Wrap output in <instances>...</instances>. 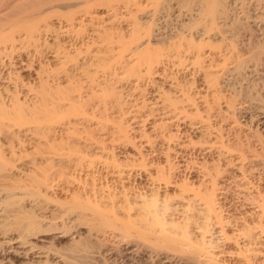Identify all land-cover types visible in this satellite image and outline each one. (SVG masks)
<instances>
[{
	"label": "rangeland",
	"instance_id": "obj_1",
	"mask_svg": "<svg viewBox=\"0 0 264 264\" xmlns=\"http://www.w3.org/2000/svg\"><path fill=\"white\" fill-rule=\"evenodd\" d=\"M1 36L5 43H1ZM0 38V50L5 45L6 54L3 65L6 68H0V95L8 90L20 100L27 82L33 91L39 89L37 75L44 80L48 76L46 89L60 85L61 92L68 93L86 71L112 66L117 57L122 62L119 68L115 67V81L108 82L101 90L119 104L106 109L101 130L93 125L63 132L45 128L40 132L43 138L35 139L27 134L21 136L25 139L21 145L14 140L15 155L10 158L14 165L8 163L4 169L0 168V263L199 264L202 257L203 263L206 260L204 250L199 255L194 250L202 240L201 234L211 242L209 252L221 264L243 262L236 253L244 246L252 248L256 252L252 258L260 260L264 253V0H0ZM148 43L150 48L172 51L167 60L170 63L164 61L159 67L160 74L173 80L171 84L166 77L164 83L160 82L162 75L156 73L158 70L148 75L141 66L134 67L127 49H134L135 45L145 47ZM185 50L190 52L187 54ZM175 53L180 54L174 57ZM177 57H181L179 62ZM6 72H10V80L21 79L14 80L16 88L12 82L11 85L4 81ZM66 73L68 78L60 77ZM56 75L60 78L56 79ZM152 78L157 86L150 82ZM203 78L206 84L210 82L208 90L201 85ZM151 84L172 97L191 96L193 101L188 97L187 100L194 105L186 110V115L192 111L193 114L176 123L177 126H169L161 122L164 118L148 113ZM174 84H179L181 92ZM132 116L140 117L141 121L137 118L132 121ZM150 122L153 126L160 122L158 125L164 128L158 125L152 128ZM73 130L77 135L91 130L93 139L97 138L87 146L80 140L77 142L76 134L72 137ZM166 134L172 135L169 144ZM162 135L164 139L160 138ZM67 138L72 139L70 142L75 147L67 145L71 143L66 140L62 142ZM59 142L65 145L59 146ZM33 148L37 150L31 151ZM26 151L33 158L27 157L26 162L23 156L21 162L18 158ZM30 161L37 167L29 164ZM10 199L35 216L33 227L37 228L25 239L16 229L3 224L12 217L3 215L4 202ZM152 199L155 205L151 206ZM206 199L213 201L210 214L205 210ZM188 213L193 215L192 221L186 219ZM169 220L176 221L173 225L178 230L169 229L172 225ZM177 225L185 227L188 236ZM136 227L142 228L141 231ZM258 227L262 228L261 232ZM179 230L184 232V240ZM163 235L167 239H162ZM177 235L179 240L175 241ZM227 236L229 240L225 241ZM148 239L152 242H147ZM252 239L256 242L249 245ZM189 241L197 243L193 246ZM69 246L74 249L70 250ZM226 251L230 255L226 256Z\"/></svg>",
	"mask_w": 264,
	"mask_h": 264
},
{
	"label": "bare ground",
	"instance_id": "obj_2",
	"mask_svg": "<svg viewBox=\"0 0 264 264\" xmlns=\"http://www.w3.org/2000/svg\"><path fill=\"white\" fill-rule=\"evenodd\" d=\"M138 31V30H137ZM138 34V33H137ZM136 34V35H137ZM135 35V36H136ZM108 36V35H107ZM106 36V37H107ZM139 36V35H138ZM137 36V37H138ZM4 37V36H3ZM109 37V36H108ZM107 37V38H108ZM140 37V36H139ZM1 38H2V36H1ZM0 38V39H1ZM106 38V39H107ZM132 38V37H131ZM136 38V37H135ZM3 39V38H2ZM1 39V40H2ZM109 39V38H108ZM137 39H140V38H137ZM4 40V39H3ZM1 41V43L3 42V43H5V40L4 41ZM8 40V39H7ZM102 40H105V39H102ZM113 40V39H112ZM112 40H110L111 42H112ZM133 40V39H132ZM131 40V41H132ZM108 41V40H107ZM134 41V40H133ZM137 41V40H136ZM105 42V41H104ZM109 42V41H108ZM125 42V41H124ZM129 42V41H128ZM113 43V42H112ZM122 43V42H121ZM131 43V45H132V43L133 42H130ZM108 44V43H107ZM123 44V43H122ZM122 44H120V45H122ZM125 44H126V42H125ZM128 44V43H127ZM138 44V43H137ZM124 45V44H123ZM128 45H130V44H128ZM139 45V44H138ZM193 45V44H192ZM145 47H140V46H136L135 45V47H134V49H131V48H129V46L127 47V48H129V49H127L128 51H129V55L131 56V58L133 57V65H134V67L136 66V67H140L141 66V69H143V71H144V74L146 73V74H148V75H152L154 72H156L157 70V72L156 73H159V67H160V65H161V63L163 62V64L165 63L164 61H166V63H170V62H167V60H169V58H170V55H169V53H171L172 51H168L167 52V50L166 51H162L163 49H165V48H161V49H157V48H155V47H151L150 48V45H149V43H148V45L146 46V44L144 45ZM149 46V47H148ZM179 45H177L176 47H178ZM188 46V45H187ZM189 46H190V44H189ZM4 47V49H5V45L3 46ZM124 47V46H123ZM122 47V48H123ZM181 47V46H180ZM183 48V47H182ZM189 48V47H188ZM2 49V48H1ZM4 49H2V50H0V68H1V66H3L5 63H4V58L6 57V54H5V52H4ZM125 49V48H124ZM170 49V48H169ZM173 49H174V47H173ZM172 49V50H173ZM176 49V48H175ZM186 49V48H185ZM191 49H193L192 47H191ZM190 49V50H191ZM121 50V49H120ZM123 50V49H122ZM180 50H182V49H180ZM124 51V50H123ZM176 51V50H175ZM187 50H185V52H186ZM120 52V51H119ZM126 52V51H125ZM178 52V51H177ZM180 52V51H179ZM190 52V51H189ZM188 51H187V54L189 53ZM128 53V52H127ZM184 53V52H183ZM119 54V53H118ZM180 53H178V55H179ZM121 55H122V53H121ZM121 55H118V56H121ZM172 55L173 54H171V57H172ZM176 53H175V55H174V57H176V56H178ZM183 55V54H182ZM182 57V56H181ZM181 57L179 58V57H177L178 59V62H179V59H181ZM117 58H119L120 59V57H117ZM127 58V57H126ZM119 59H115L114 60V63L112 64V66L111 65H109V66H104L103 68H101V69H98V70H96L95 69V71H86L85 72V74H83L82 76H80L79 77V75H78V77H79V80L78 79H76V80H78L76 83L78 84L76 87H72V89H71V91L73 92V93H71V91H68L67 90V92L68 93H66V91H65V93H63V92H61V89L60 88H62V87H59V86H56V88H54L55 86L53 85H49L50 86V88L51 89H46L45 88V82L48 80V76L46 77V76H44L43 78H45V80L44 79H41V77L40 76H38L37 75V80H38V78H39V83H40V87H39V89L37 90V91H33V90H35V89H32V88H30V84H28V82H27V88H25V93H23L24 94V97L20 100L18 97H17V95H13L12 94V91L11 92H8V90H7V87H6V90L7 91H5V93H4V95H0V168H2L3 167V169H4V167H5V165H8V163H10V158H11V156H14L15 155V146H16V144H18V145H21V144H23L22 142L24 141L25 142V139L23 138L22 139V137H27L26 135L28 134V135H31V137H33V138H37V139H40V137H42V134H40V132H41V129H48V130H53V131H60V132H63V131H68L69 129H75L76 127H82L83 129L84 128H87V126H89V125H93L94 126V128H96V129H100V128H102L105 124V120H104V118H105V111H106V109L107 108H112V106L114 105V108H115V106L117 105H119V104H117V103H114L115 102V99L113 100V97H107L108 95H105L104 94V92H102L101 90H102V88L104 87V85L105 84H107L108 82H112V81H115V79H116V73H115V67L117 68H119L120 67V63H122L121 61L119 62ZM172 59V58H171ZM14 60V59H13ZM121 60V59H120ZM11 62V61H10ZM20 62H21V60H20ZM132 62V61H131ZM177 62V61H176ZM16 63V62H15ZM26 63V62H25ZM134 63H136V64H134ZM23 64V63H22ZM172 64V63H171ZM174 64V63H173ZM176 64H178V63H176ZM20 65V64H19ZM132 65V64H131ZM138 65V66H137ZM5 66H7V65H5ZM9 66L11 67V64H9ZM13 66H14V63H13ZM22 66V65H21ZM167 66V65H166ZM177 66V65H176ZM4 67V66H3ZM25 67V66H24ZM132 67V66H131ZM134 67L132 68L133 70H135L134 69ZM135 67V68H136ZM4 68H6V67H4ZM13 68V67H12ZM12 68H11V70H12ZM161 68V67H160ZM163 68V67H162ZM2 69V68H1ZM131 69V70H132ZM140 69V68H139ZM164 69V68H163ZM18 70V69H17ZM132 70V71H133ZM7 71V70H6ZM137 71V70H136ZM140 71H142V70H140ZM8 72V71H7ZM6 72V73H7ZM12 72V71H11ZM16 72V71H15ZM17 72H19V71H17ZM2 73V72H1ZM4 73H5V71H4ZM4 73H3V77H5L3 80L4 81H6L7 83H13L14 84V87L15 86H17V85H15V83H17L19 80H21V79H19L18 81H17V78H14V80H16L15 82H14V80L12 79V80H10L11 78H12V76L10 77L8 74L10 73H7L6 75L7 76H4ZM13 73V72H12ZM39 73V72H38ZM37 73V74H38ZM131 73V72H130ZM139 73V72H138ZM166 73V72H165ZM36 74V73H35ZM49 74V73H48ZM129 74V73H128ZM134 74H137V73H135L134 72ZM133 74V76H135ZM140 74V73H139ZM138 74V75H139ZM160 74V73H159ZM159 74L157 75V76H159ZM162 74H164V73H162ZM162 74H160V75H162ZM167 74V73H166ZM13 75V74H12ZM44 75H46V74H44ZM137 75V76H138ZM147 75V76H148ZM2 76V75H1ZM1 76H0V78H1ZM15 77H16V75H14ZM57 76V78L56 79H59L60 77L61 78H64V77H67V76H69V74H64V76H63V74H62V76H60V77H58V75H56ZM136 76V77H137ZM140 76H142L141 74H140ZM155 76V75H154ZM205 76V75H204ZM18 77V76H17ZM22 77V76H21ZM50 77V76H49ZM71 77V76H70ZM139 77V76H138ZM151 77V76H150ZM161 77V76H160ZM163 77H166L167 78V76L165 75V76H163L162 75V77L160 78V79H162V81H160V82H163L164 83V78ZM171 77V76H170ZM20 78V77H19ZM68 78V77H67ZM66 78V79H67ZM165 78V79H166ZM2 79V78H1ZM69 79H71V78H69ZM148 79V78H147ZM168 79V78H167ZM171 79V78H170ZM175 79V78H174ZM44 80V81H43ZM68 80V79H67ZM129 80V79H128ZM127 80V82H130V80L128 81ZM137 80V79H136ZM150 80V82L152 83V84H155L156 83V80L155 79H149ZM169 80V79H168ZM172 80V79H171ZM171 80H169V82L171 81ZM1 81V80H0ZM3 81V82H4ZM35 81V80H34ZM158 81V80H157ZM173 81V80H172ZM206 79H205V82H204V78H203V83L201 84L202 86H204V87H206V89L209 87L208 85H209V80H208V82H207V84H206ZM50 82V81H49ZM48 81H47V85H48V83H49ZM52 82V81H51ZM63 82H64V80H63ZM68 82H71V80L70 81H68ZM74 82V81H73ZM178 82V81H177ZM2 83V82H1ZM12 83H11V85H12ZM135 83V82H134ZM174 83V82H173ZM173 83H172V85H173ZM175 83H176V81H175ZM19 84V83H18ZM128 84V83H127ZM152 84H151V90H148V91H150L149 93L151 94V100H149V99H147V100H149V102H151L150 103V105H148L147 104V106H148V113L149 112H151L152 114L153 113H155V114H157V115H159V119H161V118H164V119H162V120H164V121H162L161 120V122H163V123H165V125H168L169 124V126L170 125H175L176 123H178L179 121H183L184 120V118L186 117V116H188V115H191V114H193V111H192V113L191 114H189V113H187L188 115H186V110L188 109V108H190V109H192V106L194 105V103L193 102H189L188 100H187V97H188V94H187V97H186V99L184 98V96H183V98L185 99H182V97L181 98H178V97H172V96H169V95H166L165 94V91H163V90H161L162 92H160V90L155 86H152ZM157 84H158V82H157ZM167 84H169V83H167ZM167 84H166V86H167ZM170 84H171V82H170ZM10 85V84H9ZM20 85V84H19ZM26 85V84H25ZM29 85V86H28ZM55 85H57V84H55ZM120 85V84H119ZM150 85V84H149ZM179 84H177V86L174 84V86H175V89H178V92H181V88L178 86ZM212 85V84H211ZM211 85H210V87H211ZM23 86V85H22ZM38 86H39V84H38ZM160 86V85H159ZM169 86V85H168ZM171 86V85H170ZM181 86V85H180ZM202 86H200V87H202ZM2 87V86H1ZM20 87V86H19ZM29 87V88H28ZM47 87V86H46ZM145 87V86H144ZM161 87V86H160ZM178 87V88H177ZM13 88V87H12ZM16 88V87H15ZM14 88V89H15ZM49 88V87H48ZM162 88V87H161ZM160 88V89H161ZM172 88L174 89V87L172 86ZM213 88V87H212ZM20 89V88H19ZM163 89V88H162ZM173 89H171V90H173ZM174 89V90H175ZM203 90H204V88H202ZM206 89H205V91H206ZM5 90V89H4ZM170 90V91H171ZM180 90V91H179ZM208 90V89H207ZM212 90V89H211ZM3 91V90H2ZM18 91V90H17ZM32 91V92H31ZM62 91H63V89H62ZM201 91V90H200ZM1 92V91H0ZM19 92V91H18ZM70 92V93H69ZM185 92V95H186V91H184ZM184 92H182V93H184ZM199 92V91H198ZM15 93H17L16 91H15ZM20 93V92H19ZM167 93V92H166ZM196 93V92H195ZM18 94V93H17ZM169 94V93H168ZM200 94V93H199ZM204 94V93H203ZM172 95V94H171ZM192 95V94H191ZM202 95V94H201ZM205 95V94H204ZM203 95V96H204ZM29 96V97H28ZM149 96V95H148ZM194 96H195V94H194ZM198 96V95H197ZM115 98V97H114ZM190 100H192L191 99V96L190 97H188ZM199 98H200V96H199ZM205 98V97H204ZM198 99V98H197ZM201 99V98H200ZM146 100V101H147ZM201 100H204V99H201ZM193 101V100H192ZM116 102H117V100H116ZM206 103V102H205ZM204 103V104H205ZM146 105V104H145ZM145 105H142V107L143 106H145ZM207 105V104H206ZM149 108H150V110H149ZM195 110H196V108H194ZM109 110V109H108ZM110 111V110H109ZM196 112H197V110L194 112L195 114H196ZM136 115V114H135ZM197 115H198V113H197ZM137 116V115H136ZM161 116V117H160ZM194 116H196V115H194ZM193 116V117H194ZM133 117H134V119H133ZM145 117H146V115H145ZM191 117V116H190ZM192 117V118H193ZM132 119V121H134L135 120V118H137V117H135V116H132L131 117ZM191 118V119H192ZM137 119H139L140 120V117H138ZM146 119V118H145ZM188 119V118H187ZM130 120V119H129ZM130 120V121H131ZM186 120V119H185ZM141 121V120H140ZM140 121H137V123L139 122L140 123ZM143 121H144V118H143ZM261 121V120H260ZM264 122V121H263ZM133 123V122H132ZM150 123H152V122H150ZM199 123V122H198ZM155 124V123H154ZM158 124H160V122L159 123H157V125ZM186 124H188V123H186ZM190 124V123H189ZM192 124V123H191ZM190 124V125H191ZM197 124V123H196ZM132 126H134L133 124H131ZM156 124L154 125V126H157ZM161 125V124H160ZM180 125V124H179ZM178 125V126H179ZM138 126V125H137ZM137 126H136V128H137ZM153 126V123H152V128L154 127ZM175 126H177V125H175ZM181 126V125H180ZM189 126V125H188ZM192 126V125H191ZM190 126V127H191ZM194 126V125H193ZM197 126V125H196ZM158 127L159 128H162L161 126H159L158 125ZM198 127V126H197ZM132 128H134V127H132ZM164 128V127H163ZM166 128V127H165ZM170 128V127H169ZM168 129V128H167ZM185 129V128H184ZM194 129V128H193ZM101 130V129H100ZM122 130V129H121ZM124 130V129H123ZM122 130V131H123ZM164 130V129H163ZM182 130V129H181ZM196 130V129H195ZM198 130V129H197ZM83 131V130H82ZM119 131H120V129H119ZM122 131H120V132H122ZM167 131V130H166ZM172 131V130H171ZM71 132V131H70ZM73 133H72V137L73 136H76L77 135V133L75 132L74 133V130L72 131ZM176 132V131H175ZM78 133H80V132H78ZM123 133H125V131L123 132ZM122 133V134H123ZM159 133V132H158ZM167 133V132H166ZM172 133H173V131H172ZM171 133V134H172ZM73 134H76V135H73ZM93 133H91V130H87V131H84V135H82V133H81V135H77L76 137H78V139L77 138H74V141L73 142H76L77 140V142L78 143H82L83 142V144L85 143V144H87V146L88 145H90V144H92L95 140H96V138H94L93 139V135H92ZM163 134H165L164 132H163ZM180 134H181V132H180ZM123 135H125V134H123ZM160 135V134H159ZM174 135V134H173ZM179 135V134H178ZM22 136V137H21ZM126 136V135H125ZM140 136H142V135H140ZM168 135L166 134V137H167ZM182 136V135H181ZM29 137V136H28ZM30 137V138H31ZM66 137H67V135H66ZM65 137V138H66ZM71 137V138H72ZM127 137V136H126ZM145 137H147V135L145 136ZM162 137H164L163 135L160 137V138H162ZM171 137H172V135H171ZM171 137L170 136H168V138H166L167 139V143L169 144V142H170V140H171ZM174 137H177V136H174ZM43 138V137H42ZM41 138V139H42ZM179 138V137H178ZM17 140V142H16V140ZM68 139V140H67ZM67 139H64V140H62V142H65V140L66 141H68V142H70V140H72V139H69V138H67ZM75 139H77L76 141H75ZM147 139H149V137L147 138ZM162 139H164V138H162ZM173 139V138H172ZM177 139V138H176ZM180 139V138H179ZM14 140H15V142H16V144L14 143ZM79 140H80V142H79ZM125 140H127V139H125ZM160 140V139H159ZM181 140H183V139H180V141ZM188 140V139H187ZM33 141V140H32ZM36 141V140H35ZM35 141H33V142H35ZM98 141V140H97ZM175 141V140H174ZM173 141V142H174ZM191 141V140H190ZM28 141H26V143H27ZM37 142H38V140H37ZM145 142H146V140H145ZM149 142H150V140H149ZM154 142V141H153ZM36 143V142H35ZM55 143V142H54ZM60 143L61 142H59V146H62V145H60ZM66 143V142H65ZM65 143L63 144V143H61V144H63V145H65ZM71 143V142H70ZM96 143H98V142H96ZM96 143H94V144H96ZM160 143V142H159ZM178 143V142H177ZM182 143V142H181ZM187 143H191V142H187ZM193 143H195V141L194 142H192V144ZM213 143V142H212ZM25 144V143H24ZM74 144V143H73ZM154 144V143H153ZM163 144V143H162ZM174 144H176V143H174ZM178 144H180V143H178ZM191 144V145H192ZM198 144V143H197ZM55 145H57L56 143H55ZM67 145H71V147L73 146V147H75V145H72V143L71 144H67ZM97 145V144H96ZM173 145V144H172ZM187 145H189V144H187ZM187 145H183V146H187ZM194 146H195V144H193ZM207 145H209V144H207ZM213 145H214V143H213ZM216 145V144H215ZM214 145V146H215ZM24 146V145H23ZM23 146H21V147H23ZM78 146V145H77ZM85 146V145H84ZM167 146V145H166ZM174 146V145H173ZM177 146V145H176ZM175 146V147H176ZM181 146H182V144H181ZM181 146H179V147H181ZM20 147V146H19ZM25 147V146H24ZM65 147V146H64ZM174 147V148H175ZM191 147V146H190ZM207 147V146H206ZM218 147V146H217ZM60 149H61V147H59ZM67 148H68V146H67ZM167 148H169V145L167 146ZM172 148V147H171ZM176 148H178V147H176ZM194 148V147H193ZM208 149L209 148H211V146L209 145V147H207ZM18 149V148H17ZM23 149V148H22ZM34 149H36V148H33V149H31V151L32 150H34ZM60 149H59V151H60ZM64 149H66V148H64ZM70 149V148H69ZM73 149V148H72ZM71 149V150H72ZM74 149H76V148H74ZM73 149V150H74ZM179 149V148H178ZM204 149H206V148H204ZM20 149H18V151H19ZM24 150V149H23ZM27 150V149H26ZM37 150V149H36ZM77 150V149H76ZM201 150V149H200ZM203 150V149H202ZM210 150V149H209ZM28 151V150H27ZM27 151L25 152L26 154L24 155L23 154V152H22V154L19 156V158L18 159H23L24 157L23 156H26L24 159H25V161H26V158L28 157H31V158H33L32 156H30V155H27V154H30V153H27ZM30 151V150H29ZM30 151V152H31ZM54 151V150H53ZM57 151V150H56ZM175 151V150H174ZM179 151V150H178ZM20 152H21V150H20ZM58 152V151H57ZM63 152V151H62ZM65 152H66V150H65ZM172 152V151H171ZM176 153H177V150L175 151ZM55 153V152H54ZM60 153V152H59ZM67 153V152H66ZM73 153V152H72ZM165 153H168V152H166L165 151ZM173 153V152H172ZM35 154V153H34ZM64 154V153H63ZM69 154V153H68ZM67 154V155H68ZM71 154V153H70ZM179 154V153H178ZM58 155V154H57ZM60 155V154H59ZM65 155V154H64ZM69 156V155H68ZM168 156V155H167ZM166 156V157H167ZM174 156V155H173ZM170 157V156H169ZM168 158V157H167ZM171 158V157H170ZM14 159V158H13ZM22 159H21V162H22ZM30 159V158H29ZM15 160L16 159H14V162H15ZM28 160V159H27ZM20 161V160H19ZM19 161H17V162H19ZM33 161V160H32ZM34 161H35V159H34ZM13 162V161H12ZM11 162V163H12ZM27 162V161H26ZM11 163L9 164V165H11ZM32 164L33 162H29V164ZM23 164H24V161H23ZM22 164V165H23ZM14 164H12L11 166H13ZM35 165V163H33V167L34 168H36L37 166H34ZM10 166V167H11ZM19 166V165H18ZM16 168H18L17 166H15ZM21 169H24V168H21ZM2 170V169H1ZM0 170V171H1ZM29 172H32V170L30 171L29 170ZM35 173V172H34ZM31 175H33L32 173H31ZM0 176H2V175H0ZM34 177V175L32 176V179H34L33 178ZM34 181V180H33ZM37 181V180H36ZM37 184V183H36ZM263 184H264V182H263ZM11 186H13V184L11 185ZM30 187V186H29ZM33 187V186H32ZM37 187V186H36ZM13 188H15V186L13 187ZM3 189H5V187L3 188ZM12 189V188H11ZM5 190H7V189H5ZM13 190V189H12ZM31 190V189H30ZM33 190V189H32ZM37 190V189H36ZM34 192H35V190H34ZM260 193V192H259ZM32 194V193H31ZM222 194V193H221ZM237 194H238V192H237ZM239 195V194H238ZM237 195V196H238ZM241 195V194H240ZM243 195V194H242ZM258 195V194H257ZM224 196V195H223ZM259 196V195H258ZM257 196V198H259ZM260 196H262V195H260ZM218 197V196H217ZM240 197V196H239ZM250 197V196H249ZM220 198H222V197H220ZM242 198V197H241ZM245 198H246V195H245ZM216 199V198H215ZM218 199H219V197H218ZM217 199V200H218ZM240 199V198H239ZM262 199V198H261ZM13 200H15V199H13ZM13 200H4L5 202V204H4V206H3V208H4V218H8L10 215L12 216L11 217V219L10 220H8V221H3V219H2V221H3V224H5V225H8L11 229H16L19 233V235H22L23 236V238H24V236L26 237V235L28 236V234L30 235V234H32V233H34V231L36 230L35 228H37V227H33V224L35 223V216H33L32 214H27L26 213V211H27V209H25V207L21 204V203H19V202H17V201H13ZM154 199H152V201H153ZM248 200V199H247ZM251 200V199H250ZM255 200V199H254ZM256 200H258V199H256ZM264 200V199H263ZM10 201V202H9ZM152 201H150L151 203V206L154 204V201H153V203H152ZM242 201H243V198H242ZM249 201V200H248ZM253 201V200H252ZM212 202L213 201H210L209 199L207 200H205V210H206V212L208 213L209 211H211V209H212ZM241 202V201H240ZM16 203V204H15ZM146 203H148V202H145V204ZM3 204V203H2ZM11 204H15V206L14 205H12L13 206V208H11V209H8V206L9 207H11ZM255 204H256V202H255ZM260 204H262V203H259V205ZM149 205V204H148ZM155 205V204H154ZM165 205H167V204H165ZM258 205V206H259ZM145 206V205H144ZM146 206H147V204H146ZM244 206V205H243ZM257 206V205H256ZM255 206V207H256ZM148 208L150 207V206H147ZM175 207V206H174ZM242 207V206H241ZM146 208V207H145ZM159 208V207H158ZM169 208H171V207H169ZM173 208V207H172ZM180 208V207H179ZM259 208H261V210H262V207H259ZM264 208V207H263ZM161 209H162V207H161ZM178 209V208H177ZM243 209V208H242ZM149 209H147V211H148ZM156 210V209H155ZM168 210H171V209H168ZM258 211H259V209H257ZM256 210V211H257ZM153 211V210H152ZM255 211V212H256ZM257 211V212H258ZM158 212H161L162 213V211L160 210V211H158ZM158 212H155V213H158ZM169 212V211H168ZM205 212V213H206ZM150 213H151V211H150ZM154 213V214H155ZM160 213V214H161ZM164 213H165V211H164ZM167 213V212H166ZM190 213V212H189ZM189 213L187 214V220L188 221H192L191 219H193L194 217H193V215H189ZM193 213V212H192ZM248 213V212H247ZM253 213V212H252ZM148 215H149V213H147ZM146 214V215H147ZM152 214V213H151ZM168 214V213H167ZM209 214H210V212H209ZM254 214H256V213H254ZM2 215V216H3ZM155 215H157V214H155ZM159 215V214H158ZM162 216H163V214H161ZM170 215V214H169ZM194 215H196V214H194ZM152 216V215H151ZM151 216H149V217H151ZM161 216V217H162ZM206 216V215H205ZM208 216V215H207ZM230 216V215H229ZM236 216V215H235ZM241 216V215H240ZM160 217V218H161ZM193 217V218H192ZM198 217V216H197ZM219 217V216H218ZM152 218V217H151ZM158 218V217H157ZM156 218V219H157ZM185 218V217H184ZM246 218V217H245ZM155 219V220H156ZM164 219V218H163ZM171 219V218H170ZM196 219H198V218H196ZM235 219V218H234ZM151 220V219H150ZM160 220H162V219H160ZM229 220V219H228ZM236 220V219H235ZM239 220V219H238ZM227 221V220H226ZM225 221V222H226ZM247 221V220H246ZM151 222V221H150ZM160 222V221H159ZM158 222V223H159ZM163 222V220L161 221V223ZM169 222H170V220H169ZM173 222L174 221H172L171 220V222L170 223H172V225L170 224V223H168V224H170L171 225V227L169 228V229H171L172 227H174L175 229H176V226H174L173 225ZM176 222V221H175ZM174 222V223H175ZM183 222H184V220H183ZM194 222H195V219H194ZM224 222V223H225ZM240 222V221H239ZM258 222H259V220H258ZM141 223V222H140ZM148 223V224H147ZM156 223V222H155ZM177 223H179V222H177ZM188 223V222H187ZM196 223V222H195ZM205 223H206V221H205ZM211 223V222H210ZM214 223V222H213ZM217 223V222H216ZM228 223V222H227ZM226 223V224H227ZM236 223V222H235ZM145 224H147V226L148 225H150L149 224V222H146ZM144 224V226H146ZM164 224H166V222L164 223ZM181 224V223H180ZM184 224H185V222H184ZM198 224V223H197ZM244 224H246V223H244ZM248 224V223H247ZM253 224V223H252ZM261 224H262V222H261ZM137 225V224H136ZM152 225H155L154 223L152 224ZM200 225V224H199ZM203 225V224H202ZM202 225H201V228H203L202 230L204 231V227H205V224H204V227H202ZM212 225V224H211ZM232 225V224H231ZM241 225V224H240ZM257 225V224H256ZM163 226V225H162ZM165 226H167V224L165 225ZM187 226V225H186ZM190 226V225H189ZM195 226V225H194ZM210 226V225H209ZM216 226V225H215ZM218 226H219V224H218ZM257 226H259V223H258V225ZM31 227H32V229H31ZM149 227V226H148ZM148 227H145V228H148ZM164 227V226H163ZM183 227V226H182ZM188 227V226H187ZM186 227V228H187ZM198 228H199V226H197ZM234 227V226H233ZM239 227V226H238ZM249 227V226H248ZM261 227V226H260ZM260 227H258V229L260 230V232L262 231V228H260ZM136 228H138V227H136ZM135 228V229H136ZM144 228V227H143ZM159 228H161V227H159ZM177 228H180V225H177ZM185 228V227H184ZM184 228H180V229H184ZM196 228V227H195ZM207 228H208V226H206V232H208V230H207ZM223 228V226L221 227V229ZM237 228V227H236ZM252 228V227H251ZM257 228V227H256ZM33 229H35V230H33ZM138 229H140V228H138ZM142 229V228H141ZM141 229H140V231H141ZM149 229V228H148ZM163 229V228H162ZM168 229V230H169ZM174 229V230H175ZM188 229V228H187ZM245 229H247V227H245ZM254 229V228H253ZM137 230V229H136ZM152 230H153V227H152ZM163 230H165V229H163ZM174 230H171L172 232L174 231ZM176 230H178V229H176ZM198 230V229H197ZM218 230V229H217ZM220 230V229H219ZM139 231V230H138ZM139 231V232H140ZM170 231V230H169ZM170 231V232H171ZM181 231H184V232H186V235L188 236V234H187V231H185V229L184 230H181ZM199 231H201V229L199 230ZM203 231H201V232H203ZM211 231V230H210ZM222 231V230H221ZM220 231V232H221ZM235 231V230H234ZM240 231H242L241 230V228H240ZM254 231V230H253ZM137 232V231H136ZM160 232V231H159ZM158 232V233H159ZM162 232V231H161ZM179 232H180V230H179ZM184 232L182 233V232H180V234H182V236L178 233V235H180L181 237V239L183 238V234H184ZM223 232V231H222ZM237 232V231H236ZM235 232V233H236ZM239 232V231H238ZM204 233H205V231H204ZM211 233V232H210ZM214 233V232H213ZM212 233V234H213ZM219 233V232H218ZM225 233V235H226V231L224 232ZM233 233V232H232ZM241 233V232H240ZM251 233V232H250ZM249 233V234H250ZM139 235H140V233H138ZM148 234V233H147ZM165 234H166V231H165ZM171 234V233H170ZM169 234V235H170ZM173 234V233H172ZM177 234V233H176ZM205 234H207V233H205ZM223 234V233H222ZM231 234V233H230ZM243 234H244V232H243ZM259 234H261V233H259ZM258 234V235H259ZM142 235V234H141ZM168 235V234H167ZM178 235H177V237H178ZM216 235V234H215ZM220 235V234H219ZM224 235V236H225ZM248 235V234H247ZM251 235H253V233L251 234ZM160 236H162V234L160 235ZM164 236V235H163ZM166 236V235H165ZM165 236L162 238V237H160V238H162V239H164L165 238ZM185 236V235H184ZM201 236V238L200 239H202L201 240V242H199L200 241V239L198 240V242L199 243H195L196 244V246H195V244H193V242H190L189 241V243H192L193 244V246H195L194 247V250L195 251H197V255H199V254H201V252L200 251H202V250H204V253H202V254H204L205 255V258H206V260L204 261L205 263H203V260H204V257H202L201 255V257H202V261H199L201 264H221V263H219V262H217L216 261V259L214 260L213 258H215V257H213L212 256V254H213V252H212V254L209 252V249H208V247H209V243H211V242H207L208 240H205V239H203L204 238V236H203V234H201L200 235ZM232 236V235H231ZM230 236V237H231ZM234 236H236V235H234ZM254 236V235H253ZM257 236V235H256ZM151 237V236H150ZM170 237H171V235H170ZM176 237V238H177ZM203 237V238H202ZM210 237V236H209ZM221 237V236H220ZM219 237V238H220ZM245 237V236H244ZM243 237V238H244ZM259 237V236H258ZM154 238V237H153ZM152 238V239H153ZM172 238V237H171ZM188 238V237H187ZM227 238V240H225V241H228L229 240V237L227 236L226 237ZM233 237H231V239H232ZM234 238H236V237H234ZM249 238V237H248ZM252 238H254V237H252ZM260 238V237H259ZM25 239V238H24ZM165 239H167V238H165ZM169 239V238H168ZM173 240H174V238H172ZM171 239V240H172ZM180 239V240H181ZM186 239V238H185ZM188 239H190V238H188ZM211 239V238H210ZM209 239V240H210ZM222 239V238H221ZM246 239V238H245ZM254 239H256V237L254 238ZM161 240V239H160ZM171 240H169V241H171ZM176 240H179V237H178V239H175V241ZM183 240H184V238H183ZM182 240V241H183ZM187 240V239H186ZM216 240H218L217 238H216ZM241 240V239H240ZM243 240V239H242ZM253 240V239H252ZM252 240H248V241H252ZM257 240V239H256ZM150 240L148 239V241L147 242H149ZM164 241V240H163ZM219 241V240H218ZM224 241V240H223ZM235 241V243H236V239L234 240ZM259 241V240H258ZM150 242H152V241H150ZM149 242V243H150ZM187 242H188V240H187ZM213 242V241H212ZM256 242V241H255ZM254 242V240H253V242H248V244L249 245H251V243H255ZM157 243V242H156ZM159 243V242H158ZM172 243V242H171ZM215 243V242H214ZM248 244H246V245H248ZM253 244H252V246H253ZM256 244H258V243H256ZM128 245V244H127ZM191 245V244H190ZM218 245V244H217ZM230 245V244H229ZM248 245V246H249ZM151 246H153V245H151ZM192 246V247H193ZM211 246H213V245H211ZM254 246H256V245H254ZM258 246V245H257ZM256 246V247H257ZM260 246H262V243H261V245ZM70 248V250H73L74 248H71V246H69ZM191 247V248H192ZM217 247V246H216ZM218 247H220V246H218ZM256 247H254V248H256ZM130 248V247H129ZM153 248V247H152ZM178 248V247H177ZM197 248H198V250H197ZM239 248V247H238ZM237 248V249H238ZM257 248H259V247H257ZM67 249V248H66ZM125 249V248H124ZM128 249V248H127ZM133 249V248H132ZM221 249H224V248H221ZM244 249V250H243ZM242 250H237V252L238 253H236V254H238L239 256H241V259H243V262H242V260H240L242 263H240V261H238V259H236L238 262H239V264H264V260H263V258H262V255L264 254H262L261 253V255H260V260H256L255 258L256 257H253L256 261H257V263L255 262V261H253V258H252V254H256V252H253V249L252 248H250V247H246L245 248V246H244V248H243ZM252 249V250H251ZM70 250H68V252L70 251ZM177 250V249H176ZM193 250V249H192ZM191 250V251H192ZM262 250V249H261ZM126 251H128V250H126ZM125 251V252H126ZM136 251V250H135ZM194 251V252H195ZM224 251V250H223ZM254 251H256V250H254ZM71 252H73V251H71ZM219 252V254H220V250L218 251ZM232 252V251H231ZM261 251L259 250V253H260ZM131 253V252H130ZM185 253V252H184ZM186 253H188V251H186ZM192 253V252H191ZM222 253V252H221ZM235 253V252H234ZM258 253V252H257ZM193 254V253H192ZM191 254V255H192ZM195 254H196V252L193 254L194 256H195ZM227 254H228V252L226 251V256H227ZM231 254H233V253H231ZM131 255V254H130ZM129 255V256H130ZM147 255V254H146ZM216 255H218V253H216ZM224 255V254H223ZM228 255H230V252H229V254ZM235 255V254H234ZM189 256V255H188ZM194 256L192 257L193 258V260H194ZM200 256H197L198 258L200 257ZM215 256V255H214ZM235 256H237V255H235ZM255 256V255H254ZM258 256V255H257ZM264 256V255H263ZM143 257V256H142ZM191 257V256H190ZM189 257V258H190ZM217 257V256H216ZM259 257V256H258ZM125 258H127V257H125ZM124 258V259H125ZM128 258H130V257H128ZM127 258V259H128ZM133 259H135L134 257H133ZM132 259V260H133ZM199 259H201V258H199ZM219 259V258H218ZM258 259V258H257ZM129 260V259H128ZM131 260V259H130ZM196 260V259H195ZM221 260H222V258H221ZM126 261V260H125ZM125 261H124V263H125ZM135 261V260H134ZM139 261V260H138ZM197 261H198V259H197ZM197 261H195V262H197ZM120 262V261H119ZM199 262H197V263H199ZM223 262H226V261H223ZM235 262V261H234ZM238 262H237V264H238ZM121 263V262H120ZM134 263H136V262H134ZM139 263V262H138ZM163 263V262H162ZM191 263V262H190ZM192 263H193V261H192ZM199 263V264H200ZM228 263V262H227ZM0 264H2V263H0ZM67 264H68V262H67ZM69 264H71V263H69ZM74 264V263H73ZM81 264H82V262H81ZM126 264V263H125ZM143 264V263H142ZM195 264V263H194ZM223 264H225V263H223ZM229 264V263H228ZM231 264V263H230ZM233 264V263H232Z\"/></svg>",
	"mask_w": 264,
	"mask_h": 264
}]
</instances>
